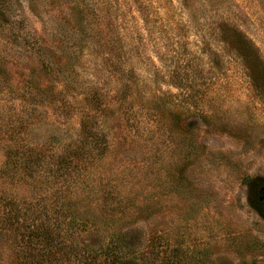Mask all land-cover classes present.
Segmentation results:
<instances>
[{"label":"rangeland","instance_id":"rangeland-1","mask_svg":"<svg viewBox=\"0 0 264 264\" xmlns=\"http://www.w3.org/2000/svg\"><path fill=\"white\" fill-rule=\"evenodd\" d=\"M0 264H264V0H0Z\"/></svg>","mask_w":264,"mask_h":264},{"label":"trees","instance_id":"trees-1","mask_svg":"<svg viewBox=\"0 0 264 264\" xmlns=\"http://www.w3.org/2000/svg\"><path fill=\"white\" fill-rule=\"evenodd\" d=\"M223 26H225L226 24H222ZM235 33V35H238L239 36V41L240 43H245V44H248V42H246V38L242 37V35L240 34V32L238 33V31H234L233 30V34Z\"/></svg>","mask_w":264,"mask_h":264}]
</instances>
